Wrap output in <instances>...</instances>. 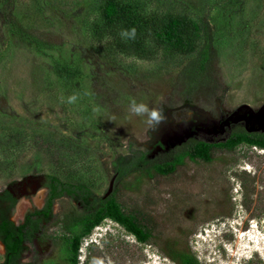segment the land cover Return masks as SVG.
<instances>
[{"label": "rangeland", "instance_id": "rangeland-1", "mask_svg": "<svg viewBox=\"0 0 264 264\" xmlns=\"http://www.w3.org/2000/svg\"><path fill=\"white\" fill-rule=\"evenodd\" d=\"M104 1L12 0L14 26L0 19V193L16 197L15 225L42 208L46 175L104 196L118 156L162 159L174 147L163 123L191 133L199 128L197 110L216 119L218 112L226 118L243 107L264 108V0H123L157 21L180 16L210 24L215 87L199 88L189 100L179 94L178 75L193 55L149 36L146 56L137 57L119 31L102 26ZM5 6L0 0V11ZM73 94L79 99L67 103ZM133 100L162 108L166 119L151 130L129 112ZM122 184L114 185L118 203L153 228V243L104 220L81 239L77 264H173L161 251L166 240L187 247L200 264H264V149L217 150L210 163L186 159L135 190ZM69 207L63 198L52 214ZM53 222L44 226L47 235L61 233ZM29 254L20 264H40ZM3 255L0 242V263Z\"/></svg>", "mask_w": 264, "mask_h": 264}, {"label": "trees", "instance_id": "trees-1", "mask_svg": "<svg viewBox=\"0 0 264 264\" xmlns=\"http://www.w3.org/2000/svg\"><path fill=\"white\" fill-rule=\"evenodd\" d=\"M6 6L0 11L2 24L14 26L12 18V0H4ZM102 26L121 32L123 29H136L135 39H127L137 57H145V41L154 37L166 49L176 50L186 55H193L181 68L178 75L179 94L183 100H189L199 88H214V67L217 52L213 44V32L207 20L200 24L190 23L184 17L167 16L158 19L147 16L132 2L123 0H105L101 7ZM200 42L196 45L195 39ZM124 46L120 44V47ZM264 149V133L248 134L244 130L234 131L223 143L210 144L190 140L185 144L171 148L162 159L147 158V153L137 152L130 158L118 156L115 161V180L112 192L96 196L83 183L62 181L55 175H46L44 188L46 197L41 209H34L25 215L23 224L15 225L10 220V213L16 204L8 191L0 193V242L5 248V255L0 264H19L24 252V242L40 228L41 223L60 227L61 233L55 235L60 247L62 264H77L81 239L90 234L102 221L110 220L121 226L135 240L142 244L153 243V228L148 223L139 221L126 213L118 203L120 182L126 190H135L145 179L155 176H168L175 173L179 166L188 159L191 162L210 163L217 150L232 152L239 145ZM164 149L162 144H158ZM66 198L68 210L58 216L52 214L56 201ZM77 203L80 209L70 203ZM161 251L173 264H200L196 256L187 247H180L178 241L166 240Z\"/></svg>", "mask_w": 264, "mask_h": 264}, {"label": "flooded vegetation", "instance_id": "flooded-vegetation-1", "mask_svg": "<svg viewBox=\"0 0 264 264\" xmlns=\"http://www.w3.org/2000/svg\"><path fill=\"white\" fill-rule=\"evenodd\" d=\"M197 113L199 115V118H196L195 122L196 126L199 128H197L195 132L190 133L186 131H180L181 133L178 134L177 132H172L170 127L163 123L162 126L166 129V131L163 133V137H167V135H170L169 137H167L168 140H175L176 144L174 145V147H177L185 144L190 140L203 141L210 144L223 143L228 139L232 132L240 130H244L248 134L264 133V109L257 111V113L255 114L248 108L243 107L236 113L226 118H223L222 115L218 112L216 115V119L211 118L210 114L200 112L199 110H197ZM236 120L238 121L234 123ZM177 128L181 130L183 128V125L179 124ZM24 186L25 185L23 184V186L21 187V192L22 194H27ZM8 192L11 194V197L13 199L16 198L14 193L10 191ZM33 210H30L28 212H32ZM25 215L23 216L20 224H23L25 222ZM46 224L47 223H41L39 225L40 228H38V230L31 235L29 240L24 242L23 246L25 249L21 256L19 264L21 263L23 257L26 254H29L30 250V254L34 253V255L38 256V258L41 259L40 264H62L60 261V247L57 244L56 239L54 238L55 235L52 236L45 233L44 226ZM33 259L34 258H32V260Z\"/></svg>", "mask_w": 264, "mask_h": 264}, {"label": "clouds", "instance_id": "clouds-1", "mask_svg": "<svg viewBox=\"0 0 264 264\" xmlns=\"http://www.w3.org/2000/svg\"><path fill=\"white\" fill-rule=\"evenodd\" d=\"M120 35L124 39H135L136 29H123ZM78 99L79 97L73 94L67 97V103L74 104ZM129 112L134 116L143 117L144 123H146L151 130H156L166 119L162 108H150L147 104L143 102L137 103L135 100L130 103Z\"/></svg>", "mask_w": 264, "mask_h": 264}, {"label": "water", "instance_id": "water-1", "mask_svg": "<svg viewBox=\"0 0 264 264\" xmlns=\"http://www.w3.org/2000/svg\"><path fill=\"white\" fill-rule=\"evenodd\" d=\"M262 109H264V108H262ZM255 113V112H254ZM257 113V112H256ZM255 113V114H256ZM238 120H236L234 123H236ZM163 125V124H162ZM114 180H115V175H113L112 176V178H111V180H110V182H109V185H108V189H107V191H106V193L104 194V197H106V196H108L111 192H112V190H113V184H114Z\"/></svg>", "mask_w": 264, "mask_h": 264}, {"label": "bare ground", "instance_id": "bare-ground-1", "mask_svg": "<svg viewBox=\"0 0 264 264\" xmlns=\"http://www.w3.org/2000/svg\"><path fill=\"white\" fill-rule=\"evenodd\" d=\"M41 195V194H40ZM37 202H39V199H37Z\"/></svg>", "mask_w": 264, "mask_h": 264}]
</instances>
